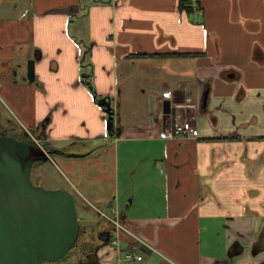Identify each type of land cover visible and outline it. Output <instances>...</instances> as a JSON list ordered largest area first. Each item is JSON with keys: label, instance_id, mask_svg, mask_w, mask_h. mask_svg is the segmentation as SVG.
Returning a JSON list of instances; mask_svg holds the SVG:
<instances>
[{"label": "crops", "instance_id": "1", "mask_svg": "<svg viewBox=\"0 0 264 264\" xmlns=\"http://www.w3.org/2000/svg\"><path fill=\"white\" fill-rule=\"evenodd\" d=\"M181 1L0 0V107L65 152L53 156H105L111 192L79 207L123 226L85 223L108 238L84 239L85 261L264 262V0ZM178 118L199 136H166Z\"/></svg>", "mask_w": 264, "mask_h": 264}, {"label": "water", "instance_id": "2", "mask_svg": "<svg viewBox=\"0 0 264 264\" xmlns=\"http://www.w3.org/2000/svg\"><path fill=\"white\" fill-rule=\"evenodd\" d=\"M207 99L208 92L204 106ZM101 104L109 133L115 134L116 112L107 98ZM164 112L170 114V100L164 102ZM3 120L0 111V127ZM24 131L29 140L0 137V264H96L90 255L87 261L69 255L81 233L78 202L66 190H46L33 182L32 168L51 160L53 149L41 135L35 138V132Z\"/></svg>", "mask_w": 264, "mask_h": 264}, {"label": "rangeland", "instance_id": "3", "mask_svg": "<svg viewBox=\"0 0 264 264\" xmlns=\"http://www.w3.org/2000/svg\"><path fill=\"white\" fill-rule=\"evenodd\" d=\"M9 115L13 117V114L9 113ZM14 118L16 120L15 116ZM60 145L73 150L77 149L76 146L68 144L67 141L60 143ZM104 161L105 156L72 157L66 159L57 154L51 160L44 162V165L37 171L39 176H41L40 186L51 191L66 190L75 196L79 204H82L84 201L83 192L88 196V199H92L89 192L97 186L102 187L103 194H109L112 190L111 186H108L107 183L110 179V173L103 171L101 163ZM35 174L34 172L33 176ZM79 176H81L80 183L77 184L76 179ZM96 215L93 211L78 207V217L83 224L93 223Z\"/></svg>", "mask_w": 264, "mask_h": 264}, {"label": "flooded vegetation", "instance_id": "4", "mask_svg": "<svg viewBox=\"0 0 264 264\" xmlns=\"http://www.w3.org/2000/svg\"><path fill=\"white\" fill-rule=\"evenodd\" d=\"M0 111H1L3 118H4L3 127H0V137L16 136V137H19V138H22L25 140H29L28 136H26V134H25V131L22 130V128L16 124V122L9 115V113L7 111H5L4 109H2L1 107H0ZM35 135H36L35 137H38L39 135H41L42 139L44 138L43 133H41V134L36 133ZM43 141H45V140H43ZM46 146L48 147V145H46ZM48 148H50V147H48ZM50 149H53V148H50ZM57 152L65 153L63 150L53 149V153H57ZM43 165H44V163L32 168L31 178H32L33 182L38 186H40L41 176H39L37 171ZM34 172L36 174L33 176ZM81 224H82V227H81V233L79 236V240L75 244V247L71 250L69 255H73V257H77V259L83 258V260H84L85 255H84L83 250H82V245H83L82 242L84 239H87V240H89V239L95 240L96 239L98 243H105L106 241H108V238H107L105 232H103L101 229H99V232L97 234V233H95V229L93 228V226H86L82 222H81ZM97 226L102 228L104 225L102 224V222H99L97 224ZM84 230H86V231H84ZM82 255H83V257H82ZM88 255H90L92 257V259L95 261V258L93 257L94 256L93 252H91ZM68 263L69 262H62L61 260L54 261V262H48V261L44 262V264H68Z\"/></svg>", "mask_w": 264, "mask_h": 264}, {"label": "built area", "instance_id": "5", "mask_svg": "<svg viewBox=\"0 0 264 264\" xmlns=\"http://www.w3.org/2000/svg\"><path fill=\"white\" fill-rule=\"evenodd\" d=\"M196 9H200L198 4H195ZM166 136H186V137H198L199 129L198 127L189 119L178 118L175 120L171 130H168ZM91 207L96 210L99 216L112 223L116 228H121L123 225L119 220V217H115V210H111V212H107L105 209L100 207L99 205L90 203ZM114 244H119L118 241H113ZM143 254L139 252L127 251L124 255V259L129 264H137L139 261L143 260Z\"/></svg>", "mask_w": 264, "mask_h": 264}, {"label": "trees", "instance_id": "6", "mask_svg": "<svg viewBox=\"0 0 264 264\" xmlns=\"http://www.w3.org/2000/svg\"><path fill=\"white\" fill-rule=\"evenodd\" d=\"M179 6H180L181 9H186L187 11H192V9H193L190 0H182L180 2V5ZM189 54H192V53H186L184 55H189ZM27 71H28L27 72V78H28L29 81L34 82V81H37L38 80L37 79V74L35 73V60H30L28 62ZM89 76H90V74L89 75H86V74L84 75L85 82L94 91V93L96 95V92H95V90L93 88L92 82L90 80H88L89 79ZM86 77H87V79H86ZM31 131H33V132L36 133V130L33 129V128L31 129ZM78 205H80V204L78 203Z\"/></svg>", "mask_w": 264, "mask_h": 264}]
</instances>
